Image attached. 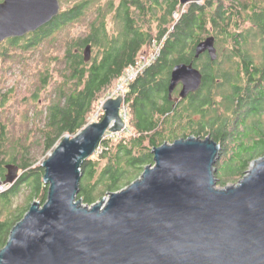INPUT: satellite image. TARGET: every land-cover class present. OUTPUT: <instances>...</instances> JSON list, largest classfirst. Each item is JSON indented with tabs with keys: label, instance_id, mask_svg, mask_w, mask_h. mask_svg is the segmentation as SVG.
<instances>
[{
	"label": "trees",
	"instance_id": "16d2710c",
	"mask_svg": "<svg viewBox=\"0 0 264 264\" xmlns=\"http://www.w3.org/2000/svg\"><path fill=\"white\" fill-rule=\"evenodd\" d=\"M131 2L132 8H127L125 16L118 18L121 24L118 30L106 29L107 15L102 12L92 21L85 36L66 34L67 23L87 10L80 7L73 13L63 12L42 30L0 44L3 63L27 55L23 58L27 61L19 65L23 67L29 57L38 54L41 57L39 68L30 78L36 83V90L23 100L36 103L34 112L25 115L26 126L17 129L13 119L0 120V179L5 181L10 166L18 167L20 174L0 194V251L32 204L45 205L48 200L49 187L44 182L42 163L65 137L75 138L91 124L100 104L115 90L125 72L135 65L140 54L150 52L154 45L161 48L157 59L126 88L124 108L128 130L111 137L107 134L97 153L83 163L77 200L92 207L110 194L122 191L138 180L147 167L155 165L154 150L181 139L205 140L210 136L222 146L216 165L221 188L240 182L251 163L264 157V130L250 124L239 127L230 124L231 119H236L239 100L226 97L228 91L240 92L246 82L259 81L258 89L264 88V30L244 33L208 30L209 24L221 26L225 22L220 17L211 18L205 2L201 5H182L179 0ZM254 11V18L249 16V19L254 25L264 27V0H259ZM228 19L230 22L231 17ZM210 36H215L222 45L227 39L236 38L234 45L244 61L238 71H227V66L219 64L213 75L210 67L215 64L211 58L207 55L196 58L198 45ZM245 37L251 42H246ZM57 44H62L61 55L42 58V47L49 50ZM251 45L260 53L259 65H250ZM88 46L92 48V57L86 62L84 52ZM183 63H193L203 73L204 82L199 92L176 103L170 100L169 85L173 68ZM57 76L59 79L55 80ZM213 77L220 81L214 90L210 88ZM229 81L235 85L230 86ZM52 84L55 87L50 91ZM179 90L176 89L173 99L178 98ZM16 91L15 86L7 87L1 94L3 104ZM42 94L48 95V104L41 107ZM219 97H224L223 104L217 103ZM227 98L230 103L226 102ZM103 118L100 110L96 121Z\"/></svg>",
	"mask_w": 264,
	"mask_h": 264
},
{
	"label": "water",
	"instance_id": "95a60500",
	"mask_svg": "<svg viewBox=\"0 0 264 264\" xmlns=\"http://www.w3.org/2000/svg\"><path fill=\"white\" fill-rule=\"evenodd\" d=\"M4 1L0 44L39 31L61 11L59 0ZM200 1L180 0L182 5ZM205 53L217 58L215 38L198 45L196 58ZM84 55L89 62L91 46ZM203 82L193 63L177 64L170 100L187 99ZM123 107L122 95L107 100L102 121L75 138L65 137L42 163L48 200L33 203L13 228L0 264H264V157L251 163L238 184L220 188L216 165L222 146L210 136L157 148L154 166L92 207L77 200L83 163L107 134L126 129ZM19 177V168L10 166L0 186Z\"/></svg>",
	"mask_w": 264,
	"mask_h": 264
},
{
	"label": "flooded vegetation",
	"instance_id": "af4514ba",
	"mask_svg": "<svg viewBox=\"0 0 264 264\" xmlns=\"http://www.w3.org/2000/svg\"><path fill=\"white\" fill-rule=\"evenodd\" d=\"M59 1L61 4L60 15L63 12L73 13L75 9L80 7L83 9L84 8L87 9L85 11H82L81 14L77 16L78 18L76 17L75 20L68 22L67 23L68 26L83 21L87 15L91 14L92 16L90 7L94 6L96 8L95 10L96 17H99L102 12H104L107 15L106 17L107 21H105L104 24L107 30H118V27L121 25L118 22V18L125 16V13L127 12V8L129 9L132 8L131 7L132 0H59ZM4 2H5L4 0H0V4H3ZM204 2L208 8V13L211 18L220 17L225 22L221 26L218 25L213 26V24L212 25L209 24L208 30H235L238 33H242V32L244 33L246 30H264V27L254 25L253 22H251L252 20L249 19V16H252L254 18V12H255L254 9L259 7V0H201L199 3H192V4L201 5ZM70 3H74V4L71 5ZM58 17L54 18L50 23L41 27L38 30H42L43 28L52 24ZM229 17H231L230 22L228 21ZM235 17L238 19H234ZM228 22L230 25H228ZM97 23L99 25L101 22L98 21ZM211 37L215 38V49L217 51V58L215 60H212L211 56L208 53H205L203 55L209 56L213 64H215L212 65V67H210V70L211 72H213V75H214V71L218 68L219 64L224 67L227 66V71L231 69L238 71L239 67L243 65L244 61H242V59L239 57L240 51L237 48V46L234 45L236 38L235 37H232V39L229 38L226 40L227 43L225 45L224 44L222 45V42L219 39H217L215 36H210L209 38ZM244 39H246V37ZM244 39H241L242 44H244L242 42ZM249 41L251 42V39L249 38L248 40L247 38L246 42ZM249 55L253 56L250 61V65L251 63L254 65L256 64L259 65L260 59L258 60V58L254 56V53L251 51V49ZM231 65H233L234 67L230 68ZM241 78H243V76H241ZM230 82L232 81H229L230 86L235 85L234 83L230 84ZM258 82L259 81H254L251 84H248V82H246L245 84L241 85L240 92L234 94L233 92L228 91L226 93L227 95L226 97H232L239 100V109L236 114V119H231L230 124L233 123L235 125H238V127L239 125L247 126L248 124H250L253 125V127L257 128L258 130H264V94L263 96L261 95L264 92V88L262 89V91H260L258 89ZM219 84L220 81L214 80L213 77L210 88L214 90L217 88ZM223 98L224 97L217 98L216 99L217 103L223 104L224 102ZM228 100L229 98L226 99V102L230 103V101Z\"/></svg>",
	"mask_w": 264,
	"mask_h": 264
},
{
	"label": "rangeland",
	"instance_id": "374dc122",
	"mask_svg": "<svg viewBox=\"0 0 264 264\" xmlns=\"http://www.w3.org/2000/svg\"><path fill=\"white\" fill-rule=\"evenodd\" d=\"M70 4L72 5L74 3H70ZM95 10H96V8L94 6H91L90 11L92 12L93 16H91V14L87 15L83 21H80L74 25L66 27L64 29V30H67L66 34H69V32H71L72 35H76L77 37L85 36L88 33V30H89L88 27L91 25V22L96 18ZM61 45L57 44V45H55V48H52L49 50H47L48 47H45V46L42 47V49L40 51V53H44L42 58L47 60V59L51 58L52 56L55 57V56L61 55L63 52V47L60 48ZM251 49L254 52V56L256 58H259L260 53L256 50L254 51L253 45H251ZM25 56H27V55L21 56L20 58H17L14 60H10V62L3 63L0 61V120H3L5 122H9L10 120L13 119L15 122L14 123L15 128H17V129H21L22 127L26 126V124L24 123L25 122V115L27 112L29 114L34 112V108L36 106V103L33 100H30L28 102L27 101L23 102V100L25 99V97H30L31 93H34V91L36 90L37 85L35 82L31 81L30 78H33L34 70L35 69L37 70L39 68L41 57H40V54L35 55L33 58L29 57L28 64L23 66V67H20L19 66L20 64H24L27 61V59H23ZM58 79L59 78L57 76L55 78V80H58ZM9 86H15L17 88V91H16V93L14 92L12 95H10V98H9L7 104H3V98H2L1 94ZM54 87H55V85L52 84L49 87V90L50 91L53 90ZM118 87H119V82H118L115 90L109 96H107L105 98V100L100 104L98 111L96 112V115L93 118V121H91V124L99 122V121H96V116L98 115V112L100 110L102 111V107L107 100L116 98V97H114V95L117 92ZM47 98H48V95L46 96V94H42L40 96L41 103H39V105L41 107L48 104ZM124 112L127 113L126 110H123V113ZM127 130H128V127H127V122H126V129L124 132H126ZM123 133H120L119 135H121ZM113 135H118V134H113ZM251 166H250V168H251ZM249 170H248V172H249ZM7 174H8V172H7ZM236 184H238V182H232V183L228 184V186H232V185H236Z\"/></svg>",
	"mask_w": 264,
	"mask_h": 264
},
{
	"label": "built area",
	"instance_id": "2783aa9c",
	"mask_svg": "<svg viewBox=\"0 0 264 264\" xmlns=\"http://www.w3.org/2000/svg\"><path fill=\"white\" fill-rule=\"evenodd\" d=\"M176 18L179 17L178 14L175 15ZM160 47L158 46L156 49L151 50L148 53H143L140 54L139 57L136 60L135 65L131 66L123 75V77L120 79L119 81V87L117 89V92L115 93L114 97H118L120 95H122L123 97H125V93H126V88L127 86L133 82L135 79L138 78V76H140L149 66H151L152 63L155 62V60L157 59L159 53H160ZM103 108V107H102ZM123 110H126L124 107L122 109V116L125 120V122H127V113L124 112ZM127 111V110H126ZM112 133H109V136H112ZM99 149V148H98ZM13 184H5L3 183L0 186V194L6 192Z\"/></svg>",
	"mask_w": 264,
	"mask_h": 264
},
{
	"label": "bare ground",
	"instance_id": "6f19581e",
	"mask_svg": "<svg viewBox=\"0 0 264 264\" xmlns=\"http://www.w3.org/2000/svg\"><path fill=\"white\" fill-rule=\"evenodd\" d=\"M158 46L157 45H154L153 47H152V50H154V49H156ZM123 77V76H122Z\"/></svg>",
	"mask_w": 264,
	"mask_h": 264
}]
</instances>
